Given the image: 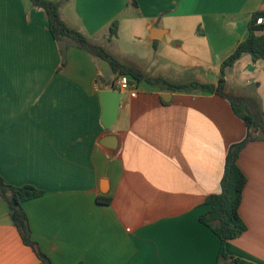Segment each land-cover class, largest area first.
<instances>
[{"label":"crops","instance_id":"obj_1","mask_svg":"<svg viewBox=\"0 0 264 264\" xmlns=\"http://www.w3.org/2000/svg\"><path fill=\"white\" fill-rule=\"evenodd\" d=\"M135 2L137 10L127 0H68L60 14L123 66L171 83L217 86L251 14L264 11V0ZM113 21L118 35L109 41ZM118 77L71 41L57 44L29 0H0V176L44 192L23 203L36 250L52 264H216L220 241L199 217L220 192L245 123L216 93L173 92L129 75L119 90ZM222 77L226 93L264 111V61L244 54ZM110 90L120 99L106 129L99 94ZM106 136L114 149L100 144ZM238 166L246 229L225 243V264H264V141L247 144ZM0 264H45L1 198Z\"/></svg>","mask_w":264,"mask_h":264},{"label":"trees","instance_id":"obj_2","mask_svg":"<svg viewBox=\"0 0 264 264\" xmlns=\"http://www.w3.org/2000/svg\"><path fill=\"white\" fill-rule=\"evenodd\" d=\"M31 4L45 12L49 25V31L57 44L62 40H69L78 48L86 51L92 56L105 60L114 72L119 75H129L133 80L144 79L146 83L161 85L166 90L173 92H201L216 93L227 99L231 104L234 114L240 118L247 127L246 137L239 143L232 144L226 154L223 175L220 180V192L211 194L206 198L209 207L206 213L199 217V222L208 227L220 241V248L216 264H225L231 260L224 251L227 241L239 237L246 229L239 214L242 201L243 189L246 177L238 166V157L241 150L249 143L264 141V111H261L257 102L251 99L234 96L224 90L223 74L225 69L231 68L242 55L248 54L251 61L256 63L264 61V11H256L251 14L247 24V36L241 41L234 52L227 57L221 65V78L217 86L197 83H171L161 78H144L142 74L132 68L123 66L106 50L84 36L78 30L69 27L61 17L60 8L68 0H29ZM129 8L137 10L135 0H127ZM118 23L113 21L109 25L108 40L117 38ZM63 58L61 67L64 66L65 49L59 48ZM44 192L32 185L12 186L6 184L0 176V198L5 202L12 224L16 228L24 245L30 247L45 264H52L41 252L36 250L35 242L31 237L28 217L23 209V203L43 196ZM109 197L98 196L97 203L101 205L110 204ZM233 263L236 260H233ZM85 264V263H80Z\"/></svg>","mask_w":264,"mask_h":264},{"label":"water","instance_id":"obj_3","mask_svg":"<svg viewBox=\"0 0 264 264\" xmlns=\"http://www.w3.org/2000/svg\"><path fill=\"white\" fill-rule=\"evenodd\" d=\"M103 113H102V124L106 129H109L115 122L117 111L119 108L120 93L116 90L102 91L99 94ZM163 95L161 98L166 101ZM100 144L105 147L114 149L116 147V138L112 136H106Z\"/></svg>","mask_w":264,"mask_h":264},{"label":"built area","instance_id":"obj_4","mask_svg":"<svg viewBox=\"0 0 264 264\" xmlns=\"http://www.w3.org/2000/svg\"><path fill=\"white\" fill-rule=\"evenodd\" d=\"M262 22H264V19L258 20V23H262ZM117 83H118L119 90H124L129 87L128 78L125 75H119L117 79Z\"/></svg>","mask_w":264,"mask_h":264},{"label":"rangeland","instance_id":"obj_5","mask_svg":"<svg viewBox=\"0 0 264 264\" xmlns=\"http://www.w3.org/2000/svg\"><path fill=\"white\" fill-rule=\"evenodd\" d=\"M248 86H250V87H248ZM252 86H253V84H246V83H243L241 85V87H243V89L248 90V88H249L250 91L254 90V88H252Z\"/></svg>","mask_w":264,"mask_h":264}]
</instances>
